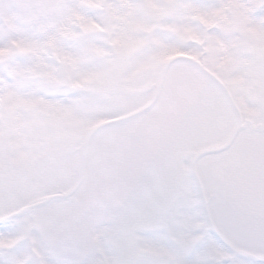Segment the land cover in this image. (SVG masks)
Returning <instances> with one entry per match:
<instances>
[{
  "label": "snow or ice",
  "instance_id": "1",
  "mask_svg": "<svg viewBox=\"0 0 264 264\" xmlns=\"http://www.w3.org/2000/svg\"><path fill=\"white\" fill-rule=\"evenodd\" d=\"M15 4L0 264H264V0Z\"/></svg>",
  "mask_w": 264,
  "mask_h": 264
},
{
  "label": "rangeland",
  "instance_id": "2",
  "mask_svg": "<svg viewBox=\"0 0 264 264\" xmlns=\"http://www.w3.org/2000/svg\"><path fill=\"white\" fill-rule=\"evenodd\" d=\"M17 12L15 0H4L3 5H0V14L14 15Z\"/></svg>",
  "mask_w": 264,
  "mask_h": 264
}]
</instances>
